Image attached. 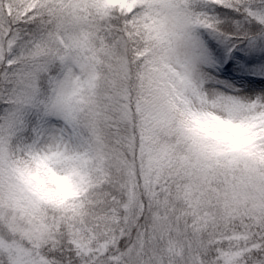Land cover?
<instances>
[{"label": "snow or ice", "instance_id": "1", "mask_svg": "<svg viewBox=\"0 0 264 264\" xmlns=\"http://www.w3.org/2000/svg\"><path fill=\"white\" fill-rule=\"evenodd\" d=\"M0 264H264V0H0Z\"/></svg>", "mask_w": 264, "mask_h": 264}]
</instances>
